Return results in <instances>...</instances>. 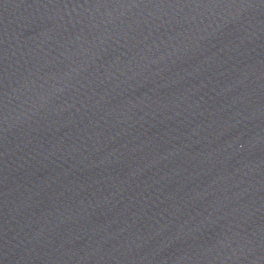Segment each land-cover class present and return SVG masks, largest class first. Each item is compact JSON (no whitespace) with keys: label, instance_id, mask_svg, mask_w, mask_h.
Wrapping results in <instances>:
<instances>
[{"label":"water","instance_id":"water-1","mask_svg":"<svg viewBox=\"0 0 264 264\" xmlns=\"http://www.w3.org/2000/svg\"><path fill=\"white\" fill-rule=\"evenodd\" d=\"M203 264H264V248Z\"/></svg>","mask_w":264,"mask_h":264}]
</instances>
